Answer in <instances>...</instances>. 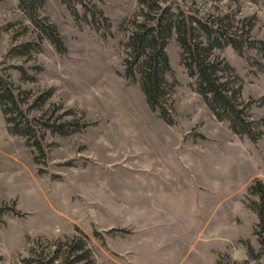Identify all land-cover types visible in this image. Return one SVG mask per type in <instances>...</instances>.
I'll list each match as a JSON object with an SVG mask.
<instances>
[{
    "label": "rangeland",
    "instance_id": "obj_1",
    "mask_svg": "<svg viewBox=\"0 0 264 264\" xmlns=\"http://www.w3.org/2000/svg\"><path fill=\"white\" fill-rule=\"evenodd\" d=\"M39 1L64 51L20 0H0V72L31 118L87 126L67 136L39 126V148L10 132L0 105V264H63L78 245L76 264H264L248 256L260 246L250 188L264 184V135L253 143L216 118L176 34L167 47L175 122L151 110L141 85L124 78L139 0H83L98 12V30L81 0ZM179 2L189 15L229 17L231 31L264 41V0ZM27 43L35 44L27 54L14 52ZM214 56L235 69L252 120H264V53L228 46ZM41 96L48 100L33 108Z\"/></svg>",
    "mask_w": 264,
    "mask_h": 264
},
{
    "label": "trees",
    "instance_id": "obj_2",
    "mask_svg": "<svg viewBox=\"0 0 264 264\" xmlns=\"http://www.w3.org/2000/svg\"><path fill=\"white\" fill-rule=\"evenodd\" d=\"M81 1L92 18V25L98 30L94 21L98 12L85 1ZM20 2L28 18L62 53L64 42L56 26L37 13L40 1L20 0ZM139 3L140 12L131 22L130 35L124 45L126 50L124 78L141 85L149 107L158 113L160 118L169 124L175 122L168 106V97L173 87L170 78L173 77L174 71L167 47L176 34L182 49V64L193 79L196 92L203 97L219 121L229 123L235 134L247 137L251 142L256 143L264 135V120H252L251 104L241 101V87L238 86L235 69L226 59L215 57L214 52L232 46L241 52L256 50L264 53V41L253 39L246 30L243 33L231 31L230 21H227L229 17L209 21L189 15L179 0H172L165 5L159 0H139ZM34 47L35 44L27 43L14 52L25 55ZM247 59L250 61L251 57L247 56ZM262 66L264 67V64ZM23 72L27 74L25 70ZM46 100L48 96H41L35 101L33 108L39 103L44 104ZM0 105L10 125V132L28 138L31 144L39 148H43L39 126L62 136L78 132L87 126L79 122L58 123L31 118L29 108L24 106V99L15 92L12 83L1 72ZM36 121L38 122L35 123ZM250 189L251 194L259 199L257 202H252L251 208L259 218L255 235L260 246L259 249L249 247L248 256L251 261H264V184L257 180ZM84 246L73 247L66 259L61 257L60 260H63V264L80 262L83 257L74 253L84 250ZM57 259H59L58 254L51 263ZM26 264H33V259H27ZM219 264H236V262L226 259Z\"/></svg>",
    "mask_w": 264,
    "mask_h": 264
}]
</instances>
